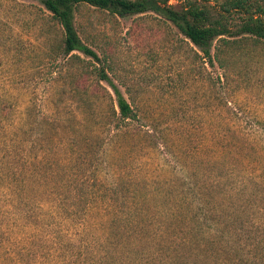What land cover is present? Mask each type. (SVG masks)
<instances>
[{
	"label": "rangeland",
	"instance_id": "374dc122",
	"mask_svg": "<svg viewBox=\"0 0 264 264\" xmlns=\"http://www.w3.org/2000/svg\"><path fill=\"white\" fill-rule=\"evenodd\" d=\"M75 23L102 62L76 53L58 76L59 25L37 0H0V95L15 104L24 150L40 158V184L70 178L61 192L85 196L91 189L76 180L95 176L101 197L82 207V228L51 204L40 209L33 186L19 204L0 187V264H238L253 241L247 232L219 239L216 228L244 207L252 230L264 212V164L250 149L264 153V45L215 90L222 71L201 73L194 47L153 13L121 18L81 5ZM101 66L140 117L119 139L94 134L93 114L106 119L115 100L97 80ZM215 134L227 151L216 153ZM74 229L83 233L72 249Z\"/></svg>",
	"mask_w": 264,
	"mask_h": 264
},
{
	"label": "trees",
	"instance_id": "16d2710c",
	"mask_svg": "<svg viewBox=\"0 0 264 264\" xmlns=\"http://www.w3.org/2000/svg\"><path fill=\"white\" fill-rule=\"evenodd\" d=\"M37 1L49 14L51 20L59 25L61 29L62 34L57 38L55 48L52 51L53 57L51 58V64L55 68L54 72L58 76L61 75L62 70H65L64 66L69 60L74 57L78 58L76 53L89 57L97 63L102 62L97 53L83 41L77 31L75 12L81 5L107 11L121 18L153 13L170 22L183 36L184 40L194 47L192 52L200 63L201 73L207 72V66L222 71L221 74L217 73L215 77L211 78L210 83L215 90L222 89L231 77L237 75V69L241 65V61L244 60L245 62L242 63H247L251 59L248 54L252 47L256 48L264 45L263 0H222L215 1L214 4H210L208 0ZM171 2H175V4ZM95 75L97 80L105 81L109 85L115 95V100L112 101L111 99L110 113L106 119L93 114L97 121L94 125V134L99 135L98 130L103 128L110 138L116 137L119 139L123 129L129 127L133 122L139 123L140 117L132 106L134 102L128 101L122 95L118 87L109 78L103 66L95 68ZM215 98L216 101L218 100L217 103L222 105L220 102L222 97L216 95ZM14 105L3 95H0V187L11 193L15 203L19 204V199L26 193L27 187L29 188L31 185L36 189L31 191H37L33 196V201L40 206V209L44 205L51 204L62 216L64 213H60V211L65 212L67 220L73 225L83 228L86 213L82 207L84 208V206L97 198L101 199L100 194H97L100 188V181L95 176L93 178H84L83 176V178L76 180L84 188L91 189L88 193L84 192L85 196L64 195L61 192L65 185H69L70 178L67 180V177L65 178L67 182L50 184L51 178H47V174L44 177L46 182L40 184L41 182L36 172L40 158L38 155L27 154L23 144L20 143V124L15 119ZM53 108L55 110V105ZM140 125L139 127L143 126V124ZM240 137L244 138L245 136ZM157 139L155 138L156 142L158 141ZM213 140L214 146L218 149L215 150L217 151L216 153H223L227 146L223 147L219 135L215 134ZM245 140L247 139H244V143ZM245 144L250 148L247 143ZM98 145L103 147L104 142L99 139ZM250 149L253 155H256L255 159L257 158L258 162L264 164V153L259 154V150L255 147ZM71 170L73 174V169ZM78 171V173H74L75 176L81 172V169H78ZM41 187L43 188L42 191L40 190ZM41 194L42 196H40ZM246 202V200H243V203ZM234 216L231 220L225 221V225H230L221 229L216 228L221 233L219 239L226 238L229 235L228 233L232 234L234 232L241 235L243 232H247V242L253 241V243L249 248H246V252H242L244 250L238 252V264H264V212L261 210L260 216L255 218H258V221L261 222H259L258 227L252 230L251 227L255 225L254 219L244 207L243 210H236ZM210 220L213 221L212 219ZM201 224H199V228L193 234L198 238L204 237L207 233L204 231L207 227L202 224V228H200ZM231 224H233V228H231ZM208 225L213 226L209 231L213 230L214 225ZM247 227L250 230H246ZM82 233V230L74 229L73 240L69 244L72 249H75L81 242ZM208 234L210 237L208 238L209 242L206 241V244L216 248L215 237L212 233ZM249 236H253V238H249ZM72 256H75V254H72Z\"/></svg>",
	"mask_w": 264,
	"mask_h": 264
}]
</instances>
